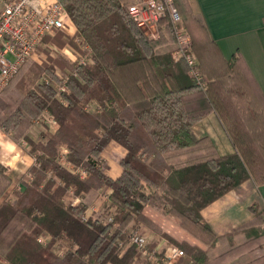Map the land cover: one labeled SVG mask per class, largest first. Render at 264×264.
Returning <instances> with one entry per match:
<instances>
[{
  "label": "trees",
  "instance_id": "16d2710c",
  "mask_svg": "<svg viewBox=\"0 0 264 264\" xmlns=\"http://www.w3.org/2000/svg\"><path fill=\"white\" fill-rule=\"evenodd\" d=\"M173 1L191 39L199 81L182 59L173 60L176 41L167 17L151 38L127 13L134 0H68L76 28V42H69L85 64L72 67L57 56L37 67L30 86L20 87L18 103L11 106L0 95V128L33 158L29 179L10 199L3 198L11 182L0 165V257L6 264H157L136 257L128 245L155 190H161L164 211L213 236L202 211L246 183L254 189L264 184V96L243 60L235 54L226 59L199 16L182 14ZM66 40L56 33L43 43L60 47ZM56 72L68 77L67 93L37 81L45 73L61 82ZM42 114L57 128L36 127ZM210 114L233 151L180 169L164 164L165 153L202 149L205 137L197 138L192 128ZM117 128L138 155L121 160L120 175L111 178L101 145ZM105 192L98 214L86 216ZM69 194L79 204L67 201ZM255 195L247 215L214 235L209 247L176 243L183 256L173 264H264V202ZM42 236L49 239L38 242Z\"/></svg>",
  "mask_w": 264,
  "mask_h": 264
},
{
  "label": "crops",
  "instance_id": "0c3cea01",
  "mask_svg": "<svg viewBox=\"0 0 264 264\" xmlns=\"http://www.w3.org/2000/svg\"><path fill=\"white\" fill-rule=\"evenodd\" d=\"M176 4L182 14L199 16L209 36L218 44L226 59L235 54L243 60L264 96V0H176ZM192 131L197 138L205 137L203 144H209L207 141L211 143L210 156L233 151L213 114L196 124ZM197 157L195 161L202 159L200 154ZM120 159L116 164L107 163L108 160L103 159L107 165V174L111 178H116L121 173ZM32 164L33 158L21 150L0 128V165L6 170L10 187H23L28 178L27 170ZM252 192H256L255 201L264 202V184L254 189L246 183L202 211V216L209 223L214 235L228 230L247 215L246 207L253 201ZM104 194L88 209L94 208L98 211L99 203L105 200ZM0 264H6L1 257Z\"/></svg>",
  "mask_w": 264,
  "mask_h": 264
},
{
  "label": "built area",
  "instance_id": "2783aa9c",
  "mask_svg": "<svg viewBox=\"0 0 264 264\" xmlns=\"http://www.w3.org/2000/svg\"><path fill=\"white\" fill-rule=\"evenodd\" d=\"M68 3V0H0V95L20 69L29 61H34L36 51L46 37L64 33L74 38L76 28L68 12ZM127 13L137 27L151 38L157 37L158 22L167 17L176 41V50L172 54L173 60L182 59L190 75L196 81L200 80L196 67L197 59L191 50L190 36L182 25L173 0H134L127 7ZM68 53L70 54L68 58L76 67L85 64L86 58L80 53L73 50ZM67 78H63L53 89L67 93ZM45 82L50 84L47 80ZM107 193L103 195L104 199ZM98 211L91 208L85 212V215L95 214L96 216ZM106 221L110 222L111 218L108 217ZM148 238L144 233L130 231L128 245L135 247L136 257L154 258V253L150 254L147 250ZM46 241L47 238L38 239L41 243ZM59 254L62 253L59 252ZM163 256L167 263H172L183 256V251L169 246Z\"/></svg>",
  "mask_w": 264,
  "mask_h": 264
},
{
  "label": "rangeland",
  "instance_id": "374dc122",
  "mask_svg": "<svg viewBox=\"0 0 264 264\" xmlns=\"http://www.w3.org/2000/svg\"><path fill=\"white\" fill-rule=\"evenodd\" d=\"M59 34L64 39H67L66 42L59 47L54 43H52L51 41H47V42L44 41V43H42V45L37 49L36 55L34 57V61H29L28 63H26L20 69L19 73L9 84V86L5 89L3 94V99L11 106L15 105L16 103H18V101L22 99L20 87L30 86L29 78L32 77V74L37 70V67L44 66L45 64L48 63L50 59H54L57 56L62 57L65 61H67V63L70 66L72 67L75 66V64L72 63V61L68 58V56L70 57V54L68 52L73 50L74 52L76 51L77 53H80V55L82 54L80 51H78V49L74 46L73 43L69 42L70 39L74 40V38L64 33H59ZM54 36H50L49 38ZM74 42L76 41L74 40ZM57 74L59 80L65 77V75H63L62 73H57ZM46 80L49 81V83L53 88H55L56 85L60 84L59 83L60 81L59 82L53 81L52 77H50L48 74L45 73H43L41 75V78H39L37 81L42 82ZM43 125H47L49 127V131H53L54 129L57 128L56 123L51 118H49L48 115L45 114H42L39 117V119L35 121V126L38 127L39 129H42ZM114 131H115L114 134L110 132V134L113 135H108L102 138L101 155L103 159L105 158L106 161L108 160L107 163L116 164L118 163L119 158H121L120 161L124 159L129 161L131 160L132 156L138 155L136 154L137 152L134 148L126 144L124 140V132L119 128H117ZM149 132L152 133L151 131ZM31 138L34 139L33 137ZM154 139L156 138H153V140ZM203 143L204 142H202L200 146L201 147L205 146V148H202L198 152L195 151L190 153L189 151L188 152L184 151L186 152L184 153L182 150V151H172L169 153H165L163 155L165 157L164 164L172 165L173 168L175 169H180L188 164H191L193 161L197 160L198 159L197 156L199 154L201 155V158L209 157L211 155V153L209 152L210 148L212 147L211 143L209 141L206 142L209 144H203ZM109 145H112V147ZM120 145L122 148H120ZM20 148L21 150H23L22 147ZM115 149L116 151H114ZM57 150L59 154H62V152L65 151V148L57 146ZM63 164L65 165V163ZM66 166L69 165L66 164ZM14 190H21V189L9 187L6 190L3 198L10 199L13 196L12 193ZM70 194L67 198V201H70L72 205L79 204L80 199ZM0 201H2V198L0 199ZM144 209H146V211H142L140 216L141 221L136 231L140 233H144L146 236L149 237L147 250L150 252V254L154 253V258L150 260H158L157 264H173L178 260L176 259L172 263H167L166 260L163 258L164 251L167 249V247L173 246L180 249L179 246L176 245V243L187 242L189 244H194L204 249L210 246V243L213 240L212 239L210 242L212 234L207 233L205 229L199 227L198 225H195L194 223H191L188 219H186L185 217L181 216L180 214L174 211H169V210L164 211V209L162 208L160 189L154 191L153 197L145 204ZM39 238H47V240L49 239L48 236H42ZM126 247L127 245L124 246V248ZM61 250L62 249H59V251ZM62 251H64V248Z\"/></svg>",
  "mask_w": 264,
  "mask_h": 264
},
{
  "label": "bare ground",
  "instance_id": "6f19581e",
  "mask_svg": "<svg viewBox=\"0 0 264 264\" xmlns=\"http://www.w3.org/2000/svg\"><path fill=\"white\" fill-rule=\"evenodd\" d=\"M17 159V158H16Z\"/></svg>",
  "mask_w": 264,
  "mask_h": 264
}]
</instances>
